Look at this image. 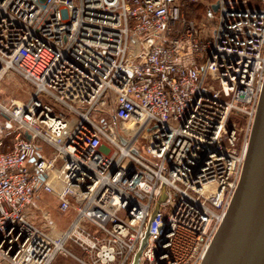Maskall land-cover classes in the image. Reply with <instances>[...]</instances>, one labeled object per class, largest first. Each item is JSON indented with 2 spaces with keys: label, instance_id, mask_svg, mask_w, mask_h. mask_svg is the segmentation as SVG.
Returning <instances> with one entry per match:
<instances>
[{
  "label": "built area",
  "instance_id": "built-area-1",
  "mask_svg": "<svg viewBox=\"0 0 264 264\" xmlns=\"http://www.w3.org/2000/svg\"><path fill=\"white\" fill-rule=\"evenodd\" d=\"M256 1L0 0V82L33 85L0 89V264H133L149 223L138 264L201 263L264 86ZM41 191L75 213L59 235Z\"/></svg>",
  "mask_w": 264,
  "mask_h": 264
},
{
  "label": "water",
  "instance_id": "water-1",
  "mask_svg": "<svg viewBox=\"0 0 264 264\" xmlns=\"http://www.w3.org/2000/svg\"><path fill=\"white\" fill-rule=\"evenodd\" d=\"M165 197L163 192L160 201ZM158 207L159 204L152 218ZM149 232L150 223L133 264H138ZM200 264H264V86L239 184L227 214Z\"/></svg>",
  "mask_w": 264,
  "mask_h": 264
},
{
  "label": "rangeland",
  "instance_id": "rangeland-1",
  "mask_svg": "<svg viewBox=\"0 0 264 264\" xmlns=\"http://www.w3.org/2000/svg\"><path fill=\"white\" fill-rule=\"evenodd\" d=\"M253 2L258 3L256 0H253ZM0 89L2 90L3 99L16 97L20 100H25L29 97V93L32 87H31V84L28 81H26L24 78L15 74L14 72H10L0 82ZM101 116H105V114L102 113ZM101 119L102 118L99 119V122L103 123ZM1 121L3 124H6L3 118ZM244 121L245 120H243L240 123V125L244 124ZM107 123H110V126L114 128V130L119 129L120 132H124L122 127L126 126L125 123H122L119 120L117 122L109 118L107 119ZM106 127H107V124H106ZM144 142L145 144L147 143V141H144ZM144 142L143 141L140 142L141 153L143 151ZM56 204L57 203H56V199L54 195H52L51 193L45 192V191H41L37 197V207L34 208L36 216L38 217V221L41 225L44 222L42 218V210L47 209L50 211L51 218H52L51 220H53L55 224L54 229L51 231L53 235L61 234L64 228L69 224V222L72 220V218L75 215V213L72 210H68L66 212L59 211L58 208L56 207ZM85 223L89 226V228L92 231L96 230V226L93 223L88 222V221H85ZM66 245H67V248L70 249L75 254L81 253L80 248H78L74 244L68 242ZM52 264H78V263L74 259L73 256L69 254L60 253L53 260Z\"/></svg>",
  "mask_w": 264,
  "mask_h": 264
},
{
  "label": "trees",
  "instance_id": "trees-1",
  "mask_svg": "<svg viewBox=\"0 0 264 264\" xmlns=\"http://www.w3.org/2000/svg\"><path fill=\"white\" fill-rule=\"evenodd\" d=\"M192 9H190L189 11H188V13H189V15H191V16H193V13H199L200 11H202V6H198L196 9H194V10H192ZM244 120V118H240L239 119V123H241L242 121Z\"/></svg>",
  "mask_w": 264,
  "mask_h": 264
},
{
  "label": "crops",
  "instance_id": "crops-1",
  "mask_svg": "<svg viewBox=\"0 0 264 264\" xmlns=\"http://www.w3.org/2000/svg\"><path fill=\"white\" fill-rule=\"evenodd\" d=\"M16 74V73H15ZM18 75V74H17ZM26 80V79H25ZM27 81V80H26ZM29 82V81H28ZM30 83V82H29ZM31 84V83H30ZM31 87H32V89H31V91H30V93H29V97H30V95L32 94V92H33V85L31 84ZM28 97V98H29ZM27 98V99H28ZM9 99V98H8ZM7 98H5V100L7 101L8 100ZM27 99H25V100H27ZM46 149V148H45Z\"/></svg>",
  "mask_w": 264,
  "mask_h": 264
}]
</instances>
